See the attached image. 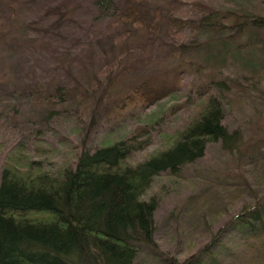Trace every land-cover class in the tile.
Returning a JSON list of instances; mask_svg holds the SVG:
<instances>
[{
    "label": "trees",
    "instance_id": "trees-1",
    "mask_svg": "<svg viewBox=\"0 0 264 264\" xmlns=\"http://www.w3.org/2000/svg\"><path fill=\"white\" fill-rule=\"evenodd\" d=\"M160 2L0 0V130L8 140L3 149L13 145L0 171V264H146L143 254L154 264H230L255 250L264 263V191L184 258L160 259L155 250L158 198L149 189L161 173L175 175L200 159L208 142H232L234 133L222 124L228 78L215 69L229 63L227 57H240L237 35L264 27V17L235 10L200 4L188 16ZM31 3L38 6L35 16ZM19 8L27 18L9 27V16ZM184 27L191 32L183 35ZM37 38L39 49L32 44ZM138 38L140 45L157 42L158 68L144 60L128 63ZM200 50V65L208 62L213 70L196 85L193 109L184 100L188 113L164 136L165 146L139 159L159 124L151 117L114 141L101 137L86 149L88 134L98 126L91 109L95 94L89 96L100 84L108 101H120L117 108L142 110L186 86L191 69L203 72L192 59ZM20 51L32 55L19 56ZM90 66L104 79L89 76ZM182 104L172 102L167 109ZM27 105L37 114L20 122ZM66 113L76 116L78 127L72 129L81 149L58 158L29 155L30 145L20 143L16 127L44 131L51 121H66ZM29 142L42 152V139Z\"/></svg>",
    "mask_w": 264,
    "mask_h": 264
},
{
    "label": "rangeland",
    "instance_id": "rangeland-1",
    "mask_svg": "<svg viewBox=\"0 0 264 264\" xmlns=\"http://www.w3.org/2000/svg\"><path fill=\"white\" fill-rule=\"evenodd\" d=\"M160 4L169 5L174 8V12L188 16L199 12L200 4H204L216 10H235L264 17V0H176L172 3L161 0ZM30 5L31 16H35L38 6L32 3ZM26 18V11L19 8L14 18L9 16V27L20 24ZM187 31L191 32L188 27H184L183 35ZM237 37L238 46L240 43L243 45L240 57H227L229 63L215 69H219L228 78L229 89L225 90L222 98V124L229 132L234 133L232 142L225 146H221L219 141L208 142L200 159L184 166L175 175L161 173L149 189L148 194L158 198L154 213V240L160 259L170 256L184 258L203 244L210 233L216 231L241 206L251 204L257 194L264 191V27H249ZM141 42V38H138L131 43V49L127 52L128 63L144 60L152 68H158L161 56L159 45L157 42L140 45ZM41 43L38 38L32 41L38 49ZM219 48L214 46L213 50L217 51ZM17 54L32 55L21 51ZM202 58L204 56L201 50L192 56L193 61L198 63V69L203 72L191 69L187 74L189 82L186 86H176V92L142 110L132 105H127L124 109L117 108L116 104L119 105L120 101H108V97H104L103 84L91 92L90 96L88 93L89 97L95 94L92 99L97 103L92 101L91 109L95 110V122L98 126L88 134L86 149L92 150L101 137L114 141L134 131L151 117L156 118L159 124L155 125L152 132L153 142L140 154L139 159L165 146L168 140L164 136L180 126L188 113L184 100L189 99L193 109L195 97L192 95L196 91V85L208 78L205 72L213 70L208 62L200 65L199 60ZM246 58H249L248 61ZM88 75L104 79V75L97 73V68L93 66L88 68ZM172 102L183 104L178 110L169 112L167 108ZM36 114L34 107L27 105L22 107L18 120L22 122L26 118L34 119ZM72 118H76L75 114L66 113V121H51L44 131L35 129L28 133V128L16 127L17 138L20 143L30 145L28 154L34 158H58L61 153L63 155L79 151L81 138L72 129L78 127ZM38 138L43 141L39 144L42 152L29 142ZM7 141L0 130V171L3 164L9 161L6 157L12 156L13 145L3 149L4 142ZM143 197L147 198L148 195ZM248 252L250 256L230 264H264L257 250ZM142 258H147L146 264H154V260L148 255L143 254Z\"/></svg>",
    "mask_w": 264,
    "mask_h": 264
}]
</instances>
